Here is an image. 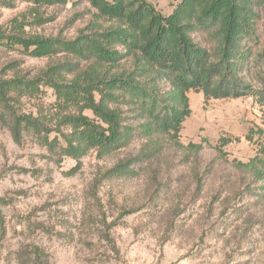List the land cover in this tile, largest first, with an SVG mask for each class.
<instances>
[{
	"label": "rangeland",
	"instance_id": "obj_1",
	"mask_svg": "<svg viewBox=\"0 0 264 264\" xmlns=\"http://www.w3.org/2000/svg\"><path fill=\"white\" fill-rule=\"evenodd\" d=\"M146 1L163 15L180 2ZM116 23L90 0H0L2 34L22 29L69 42ZM192 37L210 50L214 45L205 33ZM243 43L249 53L238 61L237 76L254 93L206 99L188 90L190 113L176 143L161 137L156 153L131 165L130 175L111 169L137 155L145 139L73 159L48 151L27 130L15 142L0 121V264H34L35 247L37 264H264V8ZM113 49L125 55L102 73L134 70L125 47ZM55 59L74 62L67 65L74 70L91 63L63 52L34 57L0 43V78L32 79ZM54 103L52 89L40 85L14 110L44 117L52 137Z\"/></svg>",
	"mask_w": 264,
	"mask_h": 264
},
{
	"label": "trees",
	"instance_id": "obj_2",
	"mask_svg": "<svg viewBox=\"0 0 264 264\" xmlns=\"http://www.w3.org/2000/svg\"><path fill=\"white\" fill-rule=\"evenodd\" d=\"M90 3L117 21L116 25L91 36L81 34L69 42L27 35L22 29L15 34L0 33V43L19 45L34 57L55 58L63 52L76 63L91 61L85 69L74 70L67 66L74 62L55 59L32 79L0 78V121L15 142H20L27 130L48 151L55 153L58 149L61 156L78 159L91 149L109 154L134 138L145 139L137 155L118 161L111 169L115 176L130 175L131 165L156 153L161 137L176 143L190 113L188 90L202 92L206 99L254 93L251 85L237 76V65L249 53L243 40L253 34L255 17L264 8V0H180L168 15L146 0ZM195 32L205 33L214 42L211 50L193 39ZM115 43L125 47L135 66L134 70L108 76L102 73V66L114 65L125 55L113 49ZM66 73H72L71 79ZM164 80L170 82L171 89H165ZM40 85L51 88L55 96V113L50 119L56 123V134L52 137L44 117L14 110L23 96L36 94ZM84 110H90L93 116ZM62 125L68 131L61 130ZM259 173L261 177L263 173ZM33 253L37 264L41 257L38 248Z\"/></svg>",
	"mask_w": 264,
	"mask_h": 264
}]
</instances>
